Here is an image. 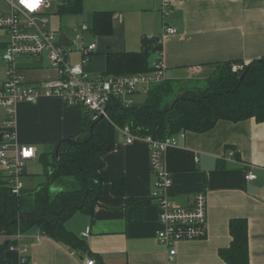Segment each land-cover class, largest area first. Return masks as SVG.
Listing matches in <instances>:
<instances>
[{"label": "crops", "instance_id": "crops-1", "mask_svg": "<svg viewBox=\"0 0 264 264\" xmlns=\"http://www.w3.org/2000/svg\"><path fill=\"white\" fill-rule=\"evenodd\" d=\"M70 1L61 0L55 24L47 13L49 5L46 7L48 28L56 32L58 43L72 47L67 56L71 64L81 61L80 46L95 44L84 64L92 76L106 75L107 53L138 52L143 38L152 50L150 67L162 55L166 81L180 88L187 82L206 81L216 63H248L264 57V0H168L171 12L165 22L176 29L172 34L163 30V0H80L75 11L62 12V5ZM106 12L111 14V32L95 34L94 15ZM83 24L86 30L79 28ZM78 29L76 43L73 36ZM7 42L8 34L0 30V85L5 79L2 54ZM15 65L28 83L57 75L44 55L18 57ZM190 66H198L199 71L189 74ZM147 91H138L129 100L143 104ZM3 117L0 109V129ZM85 117L90 115H84V108L68 106L58 97L18 103V141L35 152L27 163L60 140L76 136ZM116 133L113 147L102 156L101 172L108 176L101 183L92 214L77 210L64 222L66 230L85 240L95 264H228L220 251L231 244L230 222L235 220L246 227L248 264H264V121L220 119L207 131H184L178 144L167 149L164 161L172 177L169 191L173 201L189 207L198 191L207 200V236L178 242L172 260L155 237L161 224L158 208L149 196L154 174L148 163V145L141 139L127 143ZM230 151L234 153L230 155ZM248 171L255 178L246 179ZM39 175L36 184L46 178ZM37 235L38 226H34L19 241L27 246L28 264H83L89 256L72 253L47 235L36 241ZM6 242V236L0 235V250ZM19 258L16 249L5 248L0 264H18Z\"/></svg>", "mask_w": 264, "mask_h": 264}, {"label": "trees", "instance_id": "trees-1", "mask_svg": "<svg viewBox=\"0 0 264 264\" xmlns=\"http://www.w3.org/2000/svg\"><path fill=\"white\" fill-rule=\"evenodd\" d=\"M79 1L66 2L62 12L75 11ZM92 28L95 34H109L111 14L96 13ZM151 51L148 40L143 38L138 52L107 53L105 74L146 72L151 69L148 60ZM232 65L242 68L233 70ZM147 92L143 104L124 107L112 101L109 120L85 117L84 127L72 137L79 143L69 144L62 139L41 155L39 162L46 178L34 187H25L15 194L0 170V235L23 233L38 226L72 252L93 258L85 240L66 230L64 222L77 210L92 214L101 183L108 176L101 172L102 156L114 145L117 134L114 124L129 125L139 135L162 139L179 131H207L220 119L237 122L254 117L264 121V57L248 63L219 62L206 81L182 88L165 81ZM230 233L231 244L220 255L228 264H248L245 225L239 220L231 221ZM12 242L8 239L2 246L0 262L4 249Z\"/></svg>", "mask_w": 264, "mask_h": 264}, {"label": "built area", "instance_id": "built-area-1", "mask_svg": "<svg viewBox=\"0 0 264 264\" xmlns=\"http://www.w3.org/2000/svg\"><path fill=\"white\" fill-rule=\"evenodd\" d=\"M49 0H0V30L8 34V42L2 59L6 63L5 79L0 85V109L4 111L0 129V170L7 177L11 190L19 194L24 188L23 177L25 164L35 156L32 146L23 145L18 141L15 128L16 106L20 102L35 103L41 97H58L68 106L87 108L92 119L105 118L109 120L108 110L112 101L128 107L132 101L129 97L141 90L167 80L166 67L162 55L152 63L148 72L124 74L118 76L90 75L84 64L89 54L95 48L94 43L80 46L82 59L71 64L67 60L71 46L64 47L57 42L56 32L48 28V17L45 13ZM171 12V4L163 0L161 13L163 30L175 33L176 29L167 26L165 19ZM86 30L85 24L80 26ZM79 35L77 36V38ZM44 55L50 66L55 69L56 77L36 83H28L17 73L15 61L18 57H39ZM242 65H232L233 70L241 69ZM187 71L195 74L198 66H190ZM115 129L124 137L127 143L135 139L144 140L149 149L148 163L154 174L153 188L150 199L158 208V218L161 228L156 232V240L167 248V256L172 260L176 254V244L180 241L201 240L207 236V200L203 191L193 194L189 207L177 205L170 195L172 177L164 161V155L170 146L178 144L184 131L166 136L162 139L150 135H139L132 131L129 125L118 126ZM234 152L230 151V155ZM246 179L255 175L248 171ZM22 232L6 236L13 242L9 249L20 253L18 264H28L27 246L19 245ZM45 235L38 227V235ZM4 236V235H3ZM75 253V252H72ZM83 264H95L91 257H85Z\"/></svg>", "mask_w": 264, "mask_h": 264}, {"label": "rangeland", "instance_id": "rangeland-1", "mask_svg": "<svg viewBox=\"0 0 264 264\" xmlns=\"http://www.w3.org/2000/svg\"><path fill=\"white\" fill-rule=\"evenodd\" d=\"M60 2L61 0H50L49 8L47 9V13L50 17V21L54 24L57 23V20H59V17L57 14V7L60 4ZM79 32H80V29L76 30V33H75L76 35L73 36V39L76 40V43L78 42L77 34H79ZM194 83L195 81L192 83L187 82L185 85L189 86V85H193ZM204 84L206 85L207 82L203 83L202 85ZM25 174H26L25 175L26 178L25 179L23 178V180H25L24 182L27 187L33 184H36L37 177L40 176L39 174H42V166L39 162V157L35 158L32 162L25 164Z\"/></svg>", "mask_w": 264, "mask_h": 264}, {"label": "water", "instance_id": "water-1", "mask_svg": "<svg viewBox=\"0 0 264 264\" xmlns=\"http://www.w3.org/2000/svg\"><path fill=\"white\" fill-rule=\"evenodd\" d=\"M90 114H91V112L89 111V109L85 108V109H84V115H85V116H89ZM99 119H101V117H99ZM99 119H98V120H99ZM95 123H96V121H95ZM92 125H94V123H93ZM92 125H91V127H92ZM91 127H90V131H89V137H91V135H92V133H91ZM65 140H66V142L69 143V144H76V143H79L78 141H75V140L72 139V138H66ZM6 243H7V242H6Z\"/></svg>", "mask_w": 264, "mask_h": 264}]
</instances>
